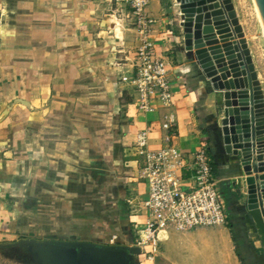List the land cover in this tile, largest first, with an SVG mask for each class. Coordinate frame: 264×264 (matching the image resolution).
I'll use <instances>...</instances> for the list:
<instances>
[{"label": "crops", "instance_id": "crops-1", "mask_svg": "<svg viewBox=\"0 0 264 264\" xmlns=\"http://www.w3.org/2000/svg\"><path fill=\"white\" fill-rule=\"evenodd\" d=\"M168 1L152 0L148 11L152 39L174 67L173 105L144 113L118 82L130 64H112V48L128 56L139 42L126 20L116 21L111 0H0V243L71 235L134 245L135 222L144 225L145 216L128 201L146 199L148 184L131 146L148 129L159 148L172 112L179 147L210 145L229 224L161 231L152 259H138L264 264L234 185L241 171L212 134L204 76L181 44L178 5Z\"/></svg>", "mask_w": 264, "mask_h": 264}, {"label": "water", "instance_id": "water-1", "mask_svg": "<svg viewBox=\"0 0 264 264\" xmlns=\"http://www.w3.org/2000/svg\"><path fill=\"white\" fill-rule=\"evenodd\" d=\"M255 2L264 26V0ZM177 3L183 48L204 76L207 103L214 107L210 129L231 164L241 171L234 185L264 261V91L247 40L232 0ZM0 250H26L33 264H137L141 253L136 245L71 235L23 238L0 243Z\"/></svg>", "mask_w": 264, "mask_h": 264}, {"label": "built area", "instance_id": "built-area-1", "mask_svg": "<svg viewBox=\"0 0 264 264\" xmlns=\"http://www.w3.org/2000/svg\"><path fill=\"white\" fill-rule=\"evenodd\" d=\"M152 0H111L116 21L126 20L137 32L138 45L128 56L122 47L112 48L115 66L130 64L129 73H121L119 85L134 99L140 112L148 113L173 105L174 67L167 51L160 52L152 39L156 19L149 13ZM183 44V42L181 43ZM133 56L129 58V54ZM176 119L170 112L161 122L163 141L152 148L149 130H141L131 150L142 163L140 177L148 184L146 199H130L131 212L145 216L144 225L135 222V243L152 259L161 231L193 229L229 224L227 204L219 190L210 145L202 141L195 150L185 151L174 142ZM115 237L113 238V242ZM151 246V253L147 247Z\"/></svg>", "mask_w": 264, "mask_h": 264}, {"label": "rangeland", "instance_id": "rangeland-1", "mask_svg": "<svg viewBox=\"0 0 264 264\" xmlns=\"http://www.w3.org/2000/svg\"><path fill=\"white\" fill-rule=\"evenodd\" d=\"M168 5H172V2L164 0ZM175 5L177 0H172ZM235 6L237 16L240 21V25L243 29L245 38L249 50L251 52L255 68L261 82L263 91H264V28L262 26L261 20L258 16L256 5L254 0H232ZM177 7V6H176ZM179 16H181L180 9L176 17L178 20H175L176 25L178 26ZM175 17V15H173ZM182 21V20H181ZM181 23V22H180ZM176 31H179L178 28ZM193 59V58H191ZM199 70V69H198ZM199 76H203L199 71ZM203 84L205 85V78L203 77ZM205 91L207 92L206 86H204ZM217 99V98H215ZM143 225L142 223H139ZM255 246V245H254ZM147 251H152V247L148 246ZM261 252V249L258 248ZM0 264H33L30 260L26 250H0Z\"/></svg>", "mask_w": 264, "mask_h": 264}, {"label": "bare ground", "instance_id": "bare-ground-1", "mask_svg": "<svg viewBox=\"0 0 264 264\" xmlns=\"http://www.w3.org/2000/svg\"><path fill=\"white\" fill-rule=\"evenodd\" d=\"M254 2H255V0H254ZM255 5H256L257 12H258V16H259V18H260V20H261V16H260V13H259V10H258V7H257L256 2H255ZM261 23H262V20H261ZM262 26H263V23H262ZM263 28H264V26H263ZM212 97H213V100H216V99L214 98V96H212Z\"/></svg>", "mask_w": 264, "mask_h": 264}]
</instances>
